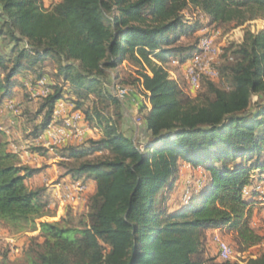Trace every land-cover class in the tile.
<instances>
[{
    "label": "trees",
    "instance_id": "1",
    "mask_svg": "<svg viewBox=\"0 0 264 264\" xmlns=\"http://www.w3.org/2000/svg\"><path fill=\"white\" fill-rule=\"evenodd\" d=\"M256 20L264 21V0H0V38L11 48L0 52V109L26 90L23 78L36 85L53 63L50 94L35 111L27 96L20 103L32 136L54 122L61 100L102 134L55 150L71 180L96 182L86 221L73 226L65 217L42 220L57 207L52 192L27 186L41 170L24 165L0 129V225L14 235L38 232L24 252L27 264H201L204 234L223 228L241 250L262 242L251 219L264 210L256 191L264 186V30H248L227 49L219 77L203 79L194 99L158 65L174 58L186 67L205 27ZM125 62L138 74L135 88L149 93L144 140L124 131L126 100L109 87L111 71ZM92 95L113 114L88 105ZM184 163L207 176L172 209L166 194ZM250 264H264V255Z\"/></svg>",
    "mask_w": 264,
    "mask_h": 264
},
{
    "label": "rangeland",
    "instance_id": "2",
    "mask_svg": "<svg viewBox=\"0 0 264 264\" xmlns=\"http://www.w3.org/2000/svg\"><path fill=\"white\" fill-rule=\"evenodd\" d=\"M57 2L58 0H54ZM50 6V1L46 3V7ZM213 32L218 33L216 39H215V44L217 47L221 48V54L216 60L214 67L219 69L221 66H223L225 63L228 62V56L229 54L226 52L227 49H229L231 46H237L241 44L244 41L245 35L248 30L252 31L253 33H257L260 31L264 30V21L263 20H256L254 22H248L244 26L238 27V28H233V26H219L216 28V26L209 27ZM201 34L198 36L200 37ZM197 39L196 37H191V38H186L183 39V43H193L194 40ZM10 45H8L7 39L5 37L0 38V52L2 53H8L10 51ZM50 63V62H49ZM127 69L122 65L116 70L112 71V74L114 75L111 79V83L109 85L110 89L113 90L115 86H122L128 89L129 94L132 95L136 94L139 96L140 103L143 105L146 102V95H143L140 90L135 88V82L138 77V74L136 70L131 69L130 67ZM159 67L163 68L169 75L173 74L177 77L179 80V83L183 89V93L185 98L188 99H194L198 93H195L191 91L186 85L185 81V72H186V67L183 65H180L179 62L176 59H171L167 64L161 65L159 64ZM49 72H47L46 78L48 85H53L55 82V78L53 77L54 72V64L50 63L48 64ZM171 77V76H170ZM173 79V78H172ZM51 83V84H50ZM31 91L24 90L22 93H20L14 100V103L16 105V112L12 113L13 119H17L18 117L23 116V109L20 105L22 101L27 96V100L32 98V104L31 106L33 107L32 109L37 108V103L38 101H35L37 98H33L32 94H30ZM130 98V95H128L126 99ZM41 99V98H38ZM254 101L257 100V97L253 98ZM93 102L98 106L97 108L99 110H103L106 114L107 112H110L113 114L114 108L109 107L107 102H104V100L96 99L93 95L89 98L88 105L90 104L91 106L93 105ZM70 107L68 110V113L72 112L75 110V106L72 103H69ZM140 108H142L140 106ZM6 115V112L1 113V116ZM32 114L28 115L29 117ZM0 116V117H1ZM0 118V123L3 128L8 127V120H6V123H2ZM132 120L134 125L137 128H140L143 124V119L142 116L139 113L134 114L132 117ZM27 124V120L25 118V122L23 123ZM80 129H85V125L81 124L79 125ZM18 126L15 128H11V139L17 144H22V142H26L28 139H30L31 136L27 135H22V138H17L16 134L19 132L18 131ZM35 137V136H34ZM8 141V137H7ZM9 143V142H8ZM78 142L75 140H71L69 144H77ZM40 144H42V141H40ZM42 147V146H41ZM37 149H42V148H32L30 149V155H35V151ZM56 153V151H55ZM98 155V154H97ZM20 158V157H19ZM93 158V157H92ZM36 158H31L30 161H28L26 166L40 169L41 170V175L32 178L28 181L29 188L33 187V189L37 188H46V184H49L50 186H53L60 182L63 178L66 177V172L64 169H62L59 165V163L62 161L60 157H56L55 155L49 156H39L38 155V161L35 160ZM22 161V160H21ZM200 172H197L194 174L191 172L190 174H186L185 176V181L183 184H177L174 186L173 190H171L169 193L166 194V204L169 205L170 207H173L181 202H183V197L185 194V191L187 189H198L201 183L206 179L205 173L203 168L199 169ZM32 181V183H30ZM47 189V188H46ZM93 195V194H92ZM91 192L89 191L87 195V201L84 203L76 204V205H69L63 210H59L57 207L52 208L51 210V217H45L42 220H47V221H59L63 217L68 219L70 223L73 226H79L80 222L82 220L86 221V217L89 213L88 210V200L92 196ZM54 200V199H53ZM184 203V202H183ZM251 226L252 228L262 237V242L255 247L246 249V250H241L237 243L235 242V234L229 230L226 229L225 232L222 234L220 233L221 237L231 245L233 251H234V258L232 259L230 264H250V262L253 259H257L258 257H261L264 255V210H259L256 215L253 216L251 219ZM8 231L7 228L3 227L0 225V264H27L24 256V252L27 250L29 242L31 237H36L38 232H27L23 234H18L13 236L11 231ZM205 235V245L203 252L200 253L197 257L196 260H198L201 264H221L223 262L220 261L218 258V249L217 246L213 243V236L208 235L207 233ZM7 238L15 239L14 241H8Z\"/></svg>",
    "mask_w": 264,
    "mask_h": 264
},
{
    "label": "built area",
    "instance_id": "3",
    "mask_svg": "<svg viewBox=\"0 0 264 264\" xmlns=\"http://www.w3.org/2000/svg\"><path fill=\"white\" fill-rule=\"evenodd\" d=\"M53 2L56 3L54 0ZM199 34L201 35L198 50L188 61L185 72L186 85H188L189 89L195 93H199L201 91L203 79H217L219 77V69L215 68L214 64L222 52L221 48L217 47L215 44V39L218 33L213 32V30H211L209 27H205L199 32ZM229 59L232 60V58ZM170 76L180 85L179 80L175 75L171 74ZM50 92L51 91L48 87L46 78L39 80L31 90L33 98H45L50 94ZM113 92L115 96L121 101H124L129 95L128 89L122 86H115ZM148 95L149 93H146V97H148ZM71 106L64 100L59 101L53 114L54 122L48 125V127L38 136L37 139L42 141V146L48 151L54 152L57 148L67 145L71 140L81 143L84 141V135L86 131H90L92 134H95L94 131H98V129L89 125H86L85 129H80L79 125L83 123V115L77 110H73L72 112L68 113L69 107ZM146 106L149 109L150 101L148 98L146 99ZM7 108L13 113L16 112V105L13 101L8 102ZM10 147L13 153L19 156L20 148L11 142ZM261 177L264 179V171L262 172ZM203 182L199 188L202 187ZM193 191L194 190L192 189H187L185 191L183 197V202L185 204L190 200ZM256 191L259 193L257 204L264 206L263 184L258 185L256 187ZM88 193L89 187L85 181L69 180L54 187V204L59 210H63L69 205H76L86 202ZM244 193L248 195L249 191L245 189ZM213 243L217 246L218 258L220 261L227 263L231 262L234 258V251L231 245L227 243L219 233H215L213 235Z\"/></svg>",
    "mask_w": 264,
    "mask_h": 264
},
{
    "label": "crops",
    "instance_id": "4",
    "mask_svg": "<svg viewBox=\"0 0 264 264\" xmlns=\"http://www.w3.org/2000/svg\"><path fill=\"white\" fill-rule=\"evenodd\" d=\"M58 1H60V0H58ZM126 63L127 62H125L123 64V66L125 67V69H127ZM46 64H48V63H46ZM129 67L130 66L128 64V68ZM46 70H47V72H49V69L48 68H46ZM111 76L112 77L114 76L112 74V71H111ZM31 80H32L31 77H25V78L22 79V82L25 85V88H26L27 91L28 90L31 91L32 88L34 87V85L32 83L33 81H31ZM20 93H22V90H17L16 93L14 94L13 98L10 101H13L14 102L15 98ZM30 94H32V93H30ZM129 95H130V98L128 97V99H126V101L124 103V107H125V110H126L127 115H126L125 124L123 125V129H124V131L126 132V134L129 137H133L134 139L139 138L140 140H144V139H146L148 137V134L146 133V131L144 129L143 130H140L136 126L133 127L131 125L132 124L131 122L133 121L132 120V117L134 116V114L139 113L143 117L144 113H141V108H140V106L142 107V104L140 103V100H139V96L138 95L133 94V93H132V95L131 94H129ZM30 99L32 100V98H30ZM39 100L40 99H38V98L35 99V101H39ZM7 105H8V103H5L3 105V107L0 109V116H1V113L6 112V115L1 116L0 118H2L1 119V122L2 123H6V120L9 119L8 120L9 122H7L8 123V127L7 128H3L2 125H1V123H0V129L3 130V131H5V133L7 134L10 151H12V149L10 147V142L16 144L20 148L19 157L22 160V163L23 164H26L28 161H30L31 158H36L35 160H37V161L39 160L38 159V155L41 156L40 154L34 153L35 155H33V157H32V155H30V151L29 150L32 149V148H42L43 150H45L46 155H49V156L55 155L56 156L55 151L54 152L48 151L47 149H45L40 144V141L37 139L40 134L38 136H36V137H33L32 136V130L28 126V124H24L23 125V123L25 122V117L24 116H22V117L20 116L17 119H13V115H12L13 112H11V111L8 110ZM145 105H146V102H145ZM150 108H151V105H150L149 109ZM42 121H43V119L40 118L39 123L41 124ZM16 126H18V129H19L18 130L19 132L16 134L17 138H20L21 139L23 134L24 135H27V136H31L30 139H28L26 142L23 141L22 144H20V145L17 144V143H15L11 139V131H10V129L11 128H15ZM94 132H95V134H92L90 131H86L85 132V135H84V141H86L87 139H99L101 137L102 134H101V132L99 130L98 131H94ZM83 142H81V143H83ZM81 143H77V144H81ZM199 169H200V167L199 168H195V167L191 166L190 164H186V163L182 164L181 167H180L179 173L177 175V180H176L175 185H177V184H183V182L185 181L186 174H190L191 172H193L194 174H196L197 172H200ZM41 173L38 174L37 176H35L34 178L40 176ZM204 173H205V176H207V174H206L205 171H204ZM29 180H27V182H26L27 183V186H29V184H28V181ZM31 180H32V178H31ZM69 180H71V177L70 176H66L60 182H58L57 184H55L53 186H50L49 184H46L45 185L46 188L49 191L52 192V198L53 199H54V194H53L54 187L56 185L60 184V183H63V182L69 181ZM30 183H32V181H30ZM87 184H88V187H89V191L91 192V195L94 194L95 191H96V182L89 180ZM30 188L33 189V187H30ZM182 204H183V202H181V203H179V204H177V205H175V206H173L171 208L174 209V208L180 207ZM8 231L5 230V232H8ZM225 231H226V228H223V229H217V230H208V231H206V233L208 235L213 236L215 233H219V234L221 233L222 234ZM12 235L15 236L14 234H12ZM7 240L8 241H14L15 239L7 238Z\"/></svg>",
    "mask_w": 264,
    "mask_h": 264
}]
</instances>
